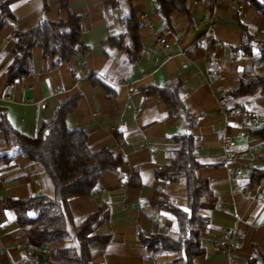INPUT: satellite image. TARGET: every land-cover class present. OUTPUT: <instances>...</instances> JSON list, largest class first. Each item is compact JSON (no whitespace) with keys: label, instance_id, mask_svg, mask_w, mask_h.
<instances>
[{"label":"crops","instance_id":"1","mask_svg":"<svg viewBox=\"0 0 264 264\" xmlns=\"http://www.w3.org/2000/svg\"><path fill=\"white\" fill-rule=\"evenodd\" d=\"M111 1L66 0V7L57 0L11 1L0 30V122L32 137L58 103L77 98L66 118L68 128L84 132L90 151L106 149L121 161L101 173L90 195L68 201L75 225L98 213L94 234L107 241L91 250L92 264H173L176 255L150 257L139 232L179 238L174 213L156 204L164 201L187 211V179L170 183L156 174L171 167L181 148L177 138L185 134L195 136L194 176L206 181L210 191L199 201L208 218V231L200 236L205 253L193 263L248 264L255 253L264 261V182L250 177L252 170H264V88L235 94L240 74L264 52V0H187V13L173 12L168 23L155 0ZM131 13L142 23L137 63L108 43ZM70 15L80 18V42L89 52L55 67L35 47L33 72L8 84L16 46L12 33L42 20L66 22ZM210 20L214 29L207 32ZM245 34L251 37V55L241 48ZM159 37L166 40L165 49L157 47ZM254 73L264 77V66ZM176 82L182 84L179 97L185 110L196 118L192 129L149 92ZM10 150L0 129V264H32V252H79L73 239L32 246L14 213L4 208L6 199L54 198L42 164L19 156L6 163L3 154ZM67 230L72 237L69 224ZM223 241L230 247L220 246Z\"/></svg>","mask_w":264,"mask_h":264},{"label":"trees","instance_id":"2","mask_svg":"<svg viewBox=\"0 0 264 264\" xmlns=\"http://www.w3.org/2000/svg\"><path fill=\"white\" fill-rule=\"evenodd\" d=\"M12 0L0 4V30L4 26V18L8 15V5ZM66 7V0H57ZM113 3L111 0H108ZM165 23L169 22L173 12L187 13V0H155ZM264 11V10H262ZM142 25L138 16L131 13L120 21V33L111 36L108 43L124 50L130 63H137L141 58L142 45L138 29ZM80 18L69 16L63 21H40L32 29L14 31L12 38L16 42L9 64L8 84H14L33 72L32 49L37 47L43 52L45 59H51L55 67L70 61L78 55H86L89 48L80 42ZM251 37H243L241 48L246 55L252 54ZM257 66H264V52L255 64L244 70L240 76V88L237 95L254 93L264 88V77L254 73ZM181 82L164 87H153L149 92L159 95L165 102L170 115L180 116L186 122V127L192 129L196 118L184 108L179 93ZM77 105V98H71L58 103L53 116L44 120L35 136H26L13 129L6 120H1L0 129L4 133L6 143L11 150L3 154L6 163L14 156L23 157L33 162L41 163L46 174L54 185V198L35 195L28 199H6L4 208L14 213L18 225L28 232L29 242L34 247L54 245L61 241L75 240L76 248L58 249L49 256H40L32 252L29 260L32 264H92L90 252L93 248L104 244L103 236L94 234L93 225L98 219V213L87 217L81 224L72 222L68 201L72 198L88 196L96 187L102 172L117 167L121 161L112 157L106 149L90 151L86 146V136L82 130H71L66 124V118ZM262 130V129H261ZM261 134L264 132L260 131ZM181 148L175 154L168 170L158 172L156 177L166 182H176L181 177L187 179L188 210L184 211L164 201H158L159 208H165L174 213L179 232L177 241L164 235L139 232V240L148 251L150 257L159 255H176L173 264H194L193 259L202 256L205 250L201 235L208 231V218L200 210L199 201L210 195L208 183L199 181L194 176L198 166L194 160L195 136L185 134L177 138ZM251 180L264 182V170L254 169ZM67 224L73 229L71 237ZM248 264H264L261 254L255 253Z\"/></svg>","mask_w":264,"mask_h":264},{"label":"built area","instance_id":"3","mask_svg":"<svg viewBox=\"0 0 264 264\" xmlns=\"http://www.w3.org/2000/svg\"><path fill=\"white\" fill-rule=\"evenodd\" d=\"M142 20H143L144 22H147V25H148V27H149L150 29H153V25H152V23L149 21L148 18L143 17ZM213 29H214V21H213V20H210V21L208 22V25H207L206 31H207V32H212ZM156 45H157V47H159V48H161V49H165V47H166V40H165L163 37H159V38L157 39ZM221 105H222V104H221V102H220V107H222ZM222 114H224V113H223V110H222ZM230 144H231V143L228 142V145H230ZM225 244L229 245L228 247H230V242H227V241H223V242L220 244V246H223V245H225ZM42 252H47V250H46V249H43Z\"/></svg>","mask_w":264,"mask_h":264}]
</instances>
